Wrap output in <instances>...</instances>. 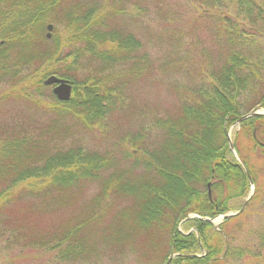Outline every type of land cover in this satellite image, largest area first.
Wrapping results in <instances>:
<instances>
[{"label": "trees", "instance_id": "obj_1", "mask_svg": "<svg viewBox=\"0 0 264 264\" xmlns=\"http://www.w3.org/2000/svg\"><path fill=\"white\" fill-rule=\"evenodd\" d=\"M0 106V253L264 264V227L210 222L247 195L242 164L256 184L244 153L264 158V115L233 134L242 164L226 137L264 109V0H0Z\"/></svg>", "mask_w": 264, "mask_h": 264}, {"label": "rangeland", "instance_id": "obj_2", "mask_svg": "<svg viewBox=\"0 0 264 264\" xmlns=\"http://www.w3.org/2000/svg\"><path fill=\"white\" fill-rule=\"evenodd\" d=\"M139 98L144 104L149 107L153 106L154 103H157L165 108H168L175 102L173 100V93L169 92L168 88H166L165 86L160 85L155 87H151L150 85H148L147 87H143ZM1 108L2 106H0V112H2L4 115L5 112L9 113L6 109ZM263 111L264 109H257L255 112ZM129 126L131 127L130 123L124 124V128H129ZM236 130H238V125L230 129V140H232L233 134ZM256 154L251 153L249 151L246 154L244 153V155L248 158L249 163L253 167L256 179V184H253V193L250 199L255 194V191L256 199H254L253 201L248 200L242 212L239 215H236L239 216V218L237 220H234L230 224V229L232 231L233 229H236L238 225H240V228L235 230L238 237H247L250 243L251 241L255 240L252 235V232L255 233L257 228L264 227V158L256 156ZM236 156L234 157L237 159L238 156ZM250 192L251 190L249 189L245 197L238 198L237 200H235L231 205L232 209L226 214L237 212L243 206ZM220 216H217L214 219L210 220V222L215 228L222 221ZM59 217L60 215L56 218H49L46 223H52L54 220L57 221ZM179 230L182 231L180 227ZM248 232L251 235L247 234ZM29 247L30 246L20 248V246H16L13 247L11 250L1 252L0 264H72L58 262L52 253L43 252L42 250H37ZM135 261L136 259L132 257V254L126 259L122 260L120 257H116V255H114L112 251H108L107 253H105V255L102 256V258H100V260L96 264H138Z\"/></svg>", "mask_w": 264, "mask_h": 264}, {"label": "water", "instance_id": "obj_3", "mask_svg": "<svg viewBox=\"0 0 264 264\" xmlns=\"http://www.w3.org/2000/svg\"><path fill=\"white\" fill-rule=\"evenodd\" d=\"M43 85L45 86H52V94L60 101H67L69 98H70V95H71V85L69 84V82L63 78H59L55 75H51V76H48L46 79L43 80ZM256 115H264V111L263 112H255V111H251L243 116H241L238 120H236L233 124V126H236L238 125L242 120L248 118V117H252V116H256ZM227 137V142H228V145H229V149L231 150V152L234 154V156H236V152L232 146V143H231V140H230V136H229V132L227 133L226 135ZM237 157V156H236ZM237 160L240 162V164H242V162L239 160V158L237 157ZM244 170L246 171V174L249 178V182H250V194L248 196V198L246 199V201L244 202L243 206L241 207L240 210H238L237 212L235 213H229V214H225V215H222L220 216L221 217V220L223 219H227V218H230V217H233V216H236L238 214H240L242 212V210L244 209L247 201L250 199L252 193H253V184H252V181L250 179V176H249V173L247 172V169L244 167V165L242 164Z\"/></svg>", "mask_w": 264, "mask_h": 264}, {"label": "bare ground", "instance_id": "obj_4", "mask_svg": "<svg viewBox=\"0 0 264 264\" xmlns=\"http://www.w3.org/2000/svg\"><path fill=\"white\" fill-rule=\"evenodd\" d=\"M229 131H230V129L228 130V132H229ZM228 132H227V133H228Z\"/></svg>", "mask_w": 264, "mask_h": 264}]
</instances>
